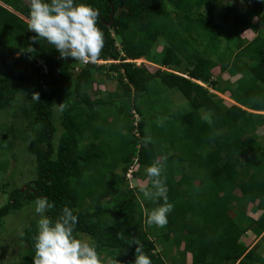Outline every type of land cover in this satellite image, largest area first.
<instances>
[{
    "label": "trees",
    "instance_id": "trees-1",
    "mask_svg": "<svg viewBox=\"0 0 264 264\" xmlns=\"http://www.w3.org/2000/svg\"><path fill=\"white\" fill-rule=\"evenodd\" d=\"M234 1L241 7L222 0H74L99 12L97 27L105 43L98 60L117 61L108 69L118 74L127 102L123 107L114 105L115 92L105 99L90 95L94 84H103L105 64L82 65L61 58L44 40L34 43L31 37L36 34L28 31L30 3L0 0V112L21 93L39 94L25 111V118L31 119L25 130L33 133L28 151L34 157L35 179L27 189L11 190L0 208V225L10 211L47 197L55 207L45 215L55 221L63 207L72 209L78 217L74 235L89 238L101 264L114 260L134 264L132 239L143 245L152 264H165L163 249L147 236L146 227L166 232L165 248L183 242L192 264L262 263L254 250L244 251L232 229L245 223L244 229L264 233V146L256 135H245L254 117L262 119L259 127L264 126L263 115L246 110L264 112V35L246 44L240 38L254 17L264 24V0ZM112 8V22L107 26ZM158 42L160 51L153 49ZM140 58L161 67L152 72L147 64L129 62ZM217 68L222 72L234 68L244 75L232 83L230 99L236 104H222L218 94L228 90L212 80ZM154 81L176 90L190 110L181 114L160 107L156 121L147 122L139 98ZM162 92L159 89L157 94ZM256 97L259 103L253 102ZM251 99L253 104L248 106L246 101ZM161 101L153 97L152 104L161 105ZM62 103L61 111L56 106ZM111 111L116 115L112 117ZM132 112L138 116L136 126ZM107 114L112 122L126 116L121 127L114 123L119 135L111 133ZM56 128L60 133L54 146ZM109 135L118 137V144L111 143ZM148 136L153 142L143 147L141 141ZM161 155L168 157L167 196L174 206L165 227L146 223L145 209L159 205L141 192L150 186L145 168ZM242 204L251 205L248 212L258 216L239 210L234 219L230 211ZM36 234L37 224L28 223L20 237L28 249L16 264H32Z\"/></svg>",
    "mask_w": 264,
    "mask_h": 264
},
{
    "label": "clouds",
    "instance_id": "clouds-1",
    "mask_svg": "<svg viewBox=\"0 0 264 264\" xmlns=\"http://www.w3.org/2000/svg\"><path fill=\"white\" fill-rule=\"evenodd\" d=\"M98 21V10L87 4H75L74 0H30L28 31L36 34L31 37L32 41H46L61 58H71L82 64L96 63L105 43L104 34L97 27ZM142 59L145 58L138 61L145 62ZM161 69L164 70L163 67ZM32 99L38 101L39 94L34 93ZM253 102L259 103L260 98H254ZM56 108L62 111L65 105L62 103ZM152 142V138L148 136L142 139L141 144L147 147ZM167 159L166 155H161L145 168L150 186L141 189L142 195L159 205L151 211L145 209L146 223L149 226L165 227L167 217L174 207L168 202L167 196ZM161 200L163 203H159ZM34 204L35 213L40 218L37 220V234L33 237L35 255L32 264H101L95 245L81 241L74 235L78 217L73 214L72 209L63 207L59 217L53 221L45 213L55 207L54 202L42 197L37 198ZM117 236L124 238L122 233H117ZM131 244L136 245L134 264H152L137 239H132ZM113 264H118V261L114 260Z\"/></svg>",
    "mask_w": 264,
    "mask_h": 264
},
{
    "label": "rangeland",
    "instance_id": "rangeland-1",
    "mask_svg": "<svg viewBox=\"0 0 264 264\" xmlns=\"http://www.w3.org/2000/svg\"><path fill=\"white\" fill-rule=\"evenodd\" d=\"M26 4H29L30 2L25 0ZM222 3L224 4H238L240 7V3L235 2L234 0H222ZM243 12V10H241ZM260 19L253 18L251 21V25L249 29L244 32L241 35V41L242 43L246 44L250 41H252L256 36L258 35H264V24ZM161 42L157 43V46H155L153 49L156 51H160L161 47L159 46ZM224 43H222L221 49H223ZM215 57V56H213ZM145 62L138 61L140 64H147L150 70L153 72L157 69L159 65H156L154 63L149 62L145 59H142ZM111 61V60H107ZM113 62L107 63L105 65H102L104 67L103 73V84L99 85L98 83L94 84L92 87L91 96L92 97H103V99L107 98L108 95L110 96L111 93L114 94L113 98H116L114 100L115 104L117 106H123L126 107L127 102L126 99L122 96V90L121 85L118 80V74L110 71L108 69V65H111ZM166 71L177 73V71L172 69H166L163 68ZM237 70L234 68H231L230 70L225 72H222L219 68L214 70V76L213 81H217L219 88L227 89L228 93L224 96L227 97L226 99L230 98V93L232 88V83L234 82V78L236 80L244 75L236 72ZM236 73V74H235ZM225 74L226 76H223ZM234 74V75H233ZM229 76V77H228ZM246 77V76H245ZM249 79V77L245 78L244 80ZM235 80V81H236ZM249 81V80H248ZM243 83V82H242ZM245 84V83H244ZM206 89L214 93V91L211 89V87H208L207 85H203ZM159 89H163V92L161 96H159L158 91ZM245 89V88H244ZM236 92H238L236 90ZM240 92V91H239ZM35 92L30 90L24 93L19 94L16 96L13 100L11 105L0 112V208L5 205L8 202V196L11 190L14 188L19 190V188L27 189V184L35 179V162L34 157L29 153L28 148L30 146V141L33 137V133L31 131H26L25 129L28 128V123L31 120L30 118H25V111L30 107L32 101V95ZM99 93V94H97ZM217 94V93H216ZM116 96V97H115ZM153 97H159V100L161 101V105L152 104ZM163 98V99H162ZM223 98V97H222ZM225 98H223L226 107L229 105H232V103L225 101ZM151 100V101H150ZM149 101V102H148ZM139 103L142 105V112L145 114V118L147 122H155L156 111H159L160 107L167 108L171 107L173 110L182 113L187 112L189 109L187 101L176 91L173 89H166L160 84H158V81H154L150 86V91L147 92L145 95H143L141 98H139ZM148 103V106H147ZM130 104V103H129ZM246 104L248 106H251L253 104L252 99L247 100ZM163 105V106H162ZM130 107V106H129ZM152 112V116L150 114ZM204 113L205 117H208V113ZM114 112H110V115L113 117ZM116 115V114H114ZM135 117L138 116L134 114ZM259 115H262L259 113ZM59 116V112L57 109H55V116L54 118L57 119ZM107 123L110 128V130H114L113 133H120L119 130L115 128L114 123H117L118 128L121 127L123 124H126V116L123 115L120 118L115 117L114 121L112 122L110 120V116L108 117L107 114ZM174 119V117H173ZM253 127L250 128V131L247 130V133L245 135H253L257 138L259 143H261L264 146V137H261V130L258 126L262 119L258 117H254L253 120ZM58 123L55 120V126H57ZM59 126V125H58ZM57 126V127H58ZM263 128L264 133V126H261ZM31 129V127H29ZM57 129V128H56ZM258 129V130H257ZM24 130L26 132H24ZM257 131L259 134H257ZM60 130L57 129V132L55 133V136L53 137V143L55 146L57 137L56 135H59ZM15 135V136H14ZM119 135V134H118ZM110 139H108L111 143H117L119 142V138L114 136V139L111 135ZM115 156V155H113ZM109 159L112 158V154L108 157ZM136 182L134 181L131 186H135ZM9 188L6 190V192H3V188ZM9 190V192H7ZM12 190V191H13ZM238 193V192H236ZM18 201L22 200V195L20 194L17 198ZM246 204L237 205L235 206L231 211L230 215L233 216L237 213L239 210L242 211V213L246 210L245 209ZM250 209L252 208L251 205L248 206ZM247 208V207H246ZM245 209V210H244ZM249 215H253L255 218L258 216V214L255 213L251 214L247 210L245 211ZM39 215L35 213V204L34 202L24 203L23 207L19 210L10 211L8 215H6L1 220L0 225V264H16L21 261L23 255L25 254L26 250L28 249V246L21 242L20 237L23 234V230L26 227V225L30 222H35L37 224V220L39 219ZM235 219V218H234ZM244 224H237L232 229L233 234H235L237 237L243 236L245 227ZM247 226V225H246ZM253 231L257 233L256 230ZM162 231H157V234H161ZM255 233V234H256ZM262 234V233H260ZM239 235V236H238ZM259 235V234H257ZM252 236L251 233L245 234L243 237H249ZM264 236V233H263ZM80 240L90 243V240L87 236L80 235ZM264 246V238L259 243V247ZM109 264V263H107Z\"/></svg>",
    "mask_w": 264,
    "mask_h": 264
},
{
    "label": "crops",
    "instance_id": "crops-1",
    "mask_svg": "<svg viewBox=\"0 0 264 264\" xmlns=\"http://www.w3.org/2000/svg\"><path fill=\"white\" fill-rule=\"evenodd\" d=\"M225 74H227V73L225 72ZM225 74H223V76H226ZM236 78L237 77H235L233 81H235ZM212 80H213V78H212ZM218 95H220V97H223L225 99L227 98L224 96L225 94L224 95L218 94ZM227 100H228V102H230L232 104H236L230 98L226 99L225 101H227ZM223 105L225 106L226 104L223 103ZM238 106H240V105L238 104ZM243 109H246V108L243 107ZM246 110L248 112H252V113H256V114L260 113L264 116V112H256V111L250 110L248 108ZM259 129L261 130L260 131L261 137H264L263 128L260 127ZM257 134H259L258 131H257ZM130 185H132V183H130ZM248 206L249 205L245 206V209L247 211L251 210ZM157 231H162V233L157 234ZM145 232H146L147 236L153 240V242L156 244V246L158 247L159 250L163 249L161 253L163 255L165 264H192L193 263L191 255L189 253L184 252V250H183V242H181L178 246H175L174 244L171 243L170 246L168 245L169 247L165 248L163 237H164L166 232L164 230L154 229L152 227H146ZM248 233H251L252 236L244 238L243 236L245 234H248ZM255 233L256 232L253 231V228L246 229L244 231V235L243 236L241 235L238 237V244L242 248H244V251H249L251 249L254 250L255 253L257 255L261 256V258L263 259V262L258 263V264H264V246L257 248L259 246V243L261 242V240H263L264 236H263V233L259 234V235H257L258 233H256V234ZM223 264H233V263H231L230 261H226Z\"/></svg>",
    "mask_w": 264,
    "mask_h": 264
},
{
    "label": "built area",
    "instance_id": "built-area-1",
    "mask_svg": "<svg viewBox=\"0 0 264 264\" xmlns=\"http://www.w3.org/2000/svg\"><path fill=\"white\" fill-rule=\"evenodd\" d=\"M110 62H113V63H115L114 61H103V60H98L96 63L97 64H107V63H110ZM129 62H133L135 65H137V66H139L140 65V63H138L137 62V60H133V61H131V60H129ZM82 65H85V64H82ZM133 114H134V112H132ZM135 116V115H134ZM137 121H138V119H137V117H135V119H134V126H136V123H137ZM133 136H135V137H139V134H138V132L136 131V130H134L133 131ZM136 149H139V145H137L136 146ZM136 161V160H135ZM131 173H132V168H130L128 171H127V174H126V177L127 178H130L131 177Z\"/></svg>",
    "mask_w": 264,
    "mask_h": 264
},
{
    "label": "water",
    "instance_id": "water-1",
    "mask_svg": "<svg viewBox=\"0 0 264 264\" xmlns=\"http://www.w3.org/2000/svg\"><path fill=\"white\" fill-rule=\"evenodd\" d=\"M113 12H114V9L112 8V9H111V12H110V21H109V23H107V26H110V24H111V22H112Z\"/></svg>",
    "mask_w": 264,
    "mask_h": 264
}]
</instances>
